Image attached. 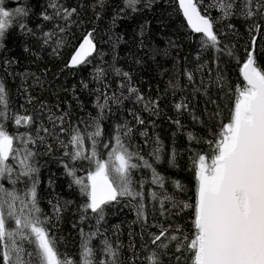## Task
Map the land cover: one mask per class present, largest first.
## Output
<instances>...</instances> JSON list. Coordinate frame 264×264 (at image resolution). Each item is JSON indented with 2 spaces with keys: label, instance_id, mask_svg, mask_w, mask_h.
<instances>
[{
  "label": "snow or ice",
  "instance_id": "1",
  "mask_svg": "<svg viewBox=\"0 0 264 264\" xmlns=\"http://www.w3.org/2000/svg\"><path fill=\"white\" fill-rule=\"evenodd\" d=\"M0 264H264V0H0Z\"/></svg>",
  "mask_w": 264,
  "mask_h": 264
},
{
  "label": "trees",
  "instance_id": "2",
  "mask_svg": "<svg viewBox=\"0 0 264 264\" xmlns=\"http://www.w3.org/2000/svg\"><path fill=\"white\" fill-rule=\"evenodd\" d=\"M158 43H161L162 44V42H160V41H158ZM53 170H55V168H53Z\"/></svg>",
  "mask_w": 264,
  "mask_h": 264
}]
</instances>
